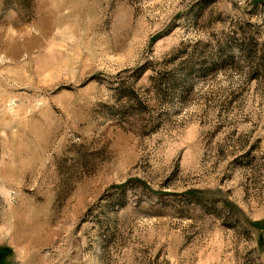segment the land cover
Returning <instances> with one entry per match:
<instances>
[{"label": "rangeland", "instance_id": "rangeland-1", "mask_svg": "<svg viewBox=\"0 0 264 264\" xmlns=\"http://www.w3.org/2000/svg\"><path fill=\"white\" fill-rule=\"evenodd\" d=\"M0 249L264 264V0H0Z\"/></svg>", "mask_w": 264, "mask_h": 264}, {"label": "trees", "instance_id": "trees-1", "mask_svg": "<svg viewBox=\"0 0 264 264\" xmlns=\"http://www.w3.org/2000/svg\"><path fill=\"white\" fill-rule=\"evenodd\" d=\"M255 225H257V224H255ZM260 227V226H259ZM2 251V249H0V252Z\"/></svg>", "mask_w": 264, "mask_h": 264}]
</instances>
